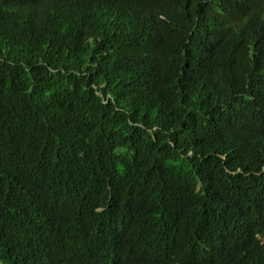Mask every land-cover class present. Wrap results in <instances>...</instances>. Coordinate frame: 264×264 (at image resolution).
<instances>
[{
	"label": "trees",
	"instance_id": "16d2710c",
	"mask_svg": "<svg viewBox=\"0 0 264 264\" xmlns=\"http://www.w3.org/2000/svg\"><path fill=\"white\" fill-rule=\"evenodd\" d=\"M264 0H0V264H264Z\"/></svg>",
	"mask_w": 264,
	"mask_h": 264
},
{
	"label": "clouds",
	"instance_id": "9594fccd",
	"mask_svg": "<svg viewBox=\"0 0 264 264\" xmlns=\"http://www.w3.org/2000/svg\"><path fill=\"white\" fill-rule=\"evenodd\" d=\"M262 168L264 169V163H263V165H262Z\"/></svg>",
	"mask_w": 264,
	"mask_h": 264
}]
</instances>
